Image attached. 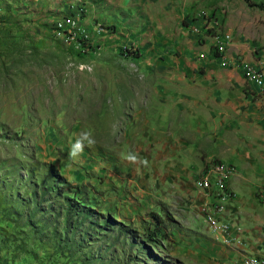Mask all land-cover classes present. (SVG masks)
Masks as SVG:
<instances>
[{
  "label": "rangeland",
  "instance_id": "obj_1",
  "mask_svg": "<svg viewBox=\"0 0 264 264\" xmlns=\"http://www.w3.org/2000/svg\"><path fill=\"white\" fill-rule=\"evenodd\" d=\"M245 60L264 62L260 0H0V264L264 259V91L243 80ZM89 131L93 145L69 159ZM157 152L176 161L170 170L180 178L152 191ZM218 164L236 171L225 215L238 228L232 245L219 243L202 216L197 226L192 209L204 193L196 205L182 191L189 176L197 184L207 169L202 182ZM157 170L164 173L160 163ZM66 184L96 206L80 230L69 220L67 236L77 239L89 222L110 225L74 251L57 243ZM163 211L173 235L119 256L114 221L137 230Z\"/></svg>",
  "mask_w": 264,
  "mask_h": 264
},
{
  "label": "trees",
  "instance_id": "obj_2",
  "mask_svg": "<svg viewBox=\"0 0 264 264\" xmlns=\"http://www.w3.org/2000/svg\"><path fill=\"white\" fill-rule=\"evenodd\" d=\"M260 7H264V0H260ZM40 182L42 183V186H44L43 181L41 180ZM77 190L78 188H71L67 184L65 186H61V189H59L62 197L65 199V201L67 200V205L64 214V226L62 227L64 236L60 235L59 238H57V243L59 244L60 242H62L63 245L73 248V251L74 249L84 248L83 241L90 237V233L96 232L94 228H99L104 225L105 228L110 229V225L106 220H99L97 222H94V227H92V223L89 222V225L91 226L88 225L89 227H87V229L80 231V236L77 237V239H75L73 235L67 236L66 231L67 228H69V220L72 217L74 219L73 222H75V226L72 229L77 231L80 230L79 226H83L86 221L92 219L93 214L95 213L96 206L93 204L86 205L85 199H83L79 195V191L77 192ZM32 198L34 200V208L36 209L37 199L35 193H33ZM34 208L29 211L28 216H31V214H33ZM163 214L164 215L162 216L160 213L150 212L147 215L148 220L144 219V221H142L140 225V229L137 230L128 227L121 219H119L118 221H114L117 225L114 231L117 233L118 237H120L122 243L120 245V249H117L118 252H120L119 256H124L125 254H127L128 249L132 246V250L135 253L138 251H142L145 242H147L148 240H156L158 238L169 239L173 235L172 232H169L170 234L168 233V226L170 225L168 222H171L172 218L165 211H163ZM130 239H136L137 243L130 242ZM106 264L114 263H112L111 261H107Z\"/></svg>",
  "mask_w": 264,
  "mask_h": 264
},
{
  "label": "built area",
  "instance_id": "obj_3",
  "mask_svg": "<svg viewBox=\"0 0 264 264\" xmlns=\"http://www.w3.org/2000/svg\"><path fill=\"white\" fill-rule=\"evenodd\" d=\"M201 26H203L202 23ZM73 37L74 36H70V38ZM224 39L226 40L228 38L224 37ZM239 67L244 70V74L248 81L256 83V77L252 76L251 68H244L241 63H239ZM261 87L264 90V84H261ZM204 170L207 169L202 170L197 177V184H195L196 188L204 193L205 199V201L200 204L199 214L209 226L210 232L217 236L219 243L223 245H232L239 240V237H230V230H238V228L236 225H232L225 219V215L229 211L230 205H221V198L235 196V194L227 188L220 187V179L222 176H226V172L213 175L210 183H201V176L203 175ZM239 264H264V259H260L258 256H250L249 261L240 260Z\"/></svg>",
  "mask_w": 264,
  "mask_h": 264
},
{
  "label": "crops",
  "instance_id": "obj_4",
  "mask_svg": "<svg viewBox=\"0 0 264 264\" xmlns=\"http://www.w3.org/2000/svg\"><path fill=\"white\" fill-rule=\"evenodd\" d=\"M202 27V26H201ZM203 28V27H202ZM205 31V30H204ZM244 61V60H243ZM246 62H242L241 64H243V67H244V65L248 62L250 65H252V66H254L258 71H255L254 69H252L251 67H249L248 66V68H251L253 71H254V74H256V73H259V74H261L262 76H263V78H264V64L263 65H261L262 63H264L263 61H261V60H245ZM238 68H239V70H240V72L242 73V76H243V80L247 83V84H249V85H251V86H253V87H255L256 89H258L259 91H260V87L259 86H257V83L255 84V83H252L251 81H248V79H247V77L245 76V74H244V70H242L241 69V67H239L238 66ZM252 76H254L253 74H252ZM262 91V90H261ZM260 91V92H261ZM263 92V91H262ZM261 92V93H262ZM264 93V92H263ZM264 95V94H263ZM165 146V145H164ZM165 147H167V146H165ZM173 153L175 152L174 151V148L173 147H168ZM166 150H167V148H166ZM166 154V152H164V153H160V152H157V154H156V162L155 163H153L152 164V169L150 168V175H149V178H148V181H149V183H150V186L152 187V191H155V190H158L159 188H163V185L165 184V183H167L168 182V187H169V189L171 188V185L170 184H172V186H174V181H175V179H179L180 177V173L178 174V175H175L173 172H171V170H170V166H171V163L172 162H175L176 163V161L175 160H173V159H164V155ZM161 161V162H160ZM162 161H163V163H162ZM161 164L162 166H163V170H164V173L162 174V173H160L158 170H157V166H158V164ZM153 171V173H151ZM206 174V176L208 175L207 173H205ZM158 176H159V179H158ZM189 178H191V179H188L189 181L186 183V184H184V186H182V191L184 192V196H185V198L187 197V200H188V202H195L196 203V205L200 202V200L204 197H202V195H201V193L202 192H200V190L198 189V188H196V186H195V176H189ZM205 180H206V177H205V179L204 180H202V182L201 183H204L205 182ZM231 183V182H230ZM231 186V185H230ZM157 194H159V191H158V193ZM200 196L202 197L200 200H199V198H200ZM159 200V199H158ZM199 200V201H198ZM234 201H236V198L234 199ZM234 201H232V202H234ZM232 202H231V205H232ZM189 210H190V208H189ZM193 211H194V213H196L195 214V222H196V224L198 223V219H202V217H201V215L199 214V212L197 211L196 212V210L195 209H192ZM197 216V217H196ZM188 224L189 225H192L190 222H188ZM197 226H198V224H197ZM195 232V231H194ZM196 232H197V234L199 233V234H202L200 231H197L196 230ZM203 236H204V239L202 240V239H200V238H198L199 239V241L201 242V241H205V243H207V246H208V243L210 242H212V235H204V234H202ZM198 237H199V235H198ZM246 258H250V256L249 257H246ZM261 258V257H260ZM261 259H263V258H261ZM245 260V259H244Z\"/></svg>",
  "mask_w": 264,
  "mask_h": 264
},
{
  "label": "bare ground",
  "instance_id": "obj_5",
  "mask_svg": "<svg viewBox=\"0 0 264 264\" xmlns=\"http://www.w3.org/2000/svg\"><path fill=\"white\" fill-rule=\"evenodd\" d=\"M75 37V36H74ZM242 65V64H241ZM245 68V67H244ZM252 70V69H251ZM252 72V74L256 77V83H257V85L259 86V87H261V84H264V78H263V76L261 75V74H259V73H256V74H254V71L252 70L251 71ZM262 88V87H261ZM263 90V89H262ZM264 91V90H263ZM221 164V163H220ZM209 171V170H208ZM207 171V172H208ZM206 172V173H207ZM226 172V176H222L221 177V179H220V187L221 188H227L228 189V184H227V182L229 181V179H231L233 176H234V174H235V169L231 166V165H226V164H223V165H219L218 164V166H214L213 168H212V170H211V172L209 171V173H208V175L206 176V178L208 179V180H210L212 177H213V175H218L219 173H225ZM203 175H204V171H203ZM232 175V176H231ZM231 176V177H230ZM228 177H230L229 179H228ZM228 179V180H227ZM229 197V196H228ZM228 197H226V198H221V205H228L229 204V202L227 201V198ZM249 257V256H248ZM260 258V257H259ZM244 261H249L250 260V258H245L244 257ZM261 259V258H260Z\"/></svg>",
  "mask_w": 264,
  "mask_h": 264
},
{
  "label": "clouds",
  "instance_id": "obj_6",
  "mask_svg": "<svg viewBox=\"0 0 264 264\" xmlns=\"http://www.w3.org/2000/svg\"><path fill=\"white\" fill-rule=\"evenodd\" d=\"M93 142L92 133L90 131L78 136L74 143L70 145L68 158L71 160L78 159L81 155H83L85 147H91ZM124 159H126L129 163H135L137 161V156L132 153H127L125 154Z\"/></svg>",
  "mask_w": 264,
  "mask_h": 264
}]
</instances>
